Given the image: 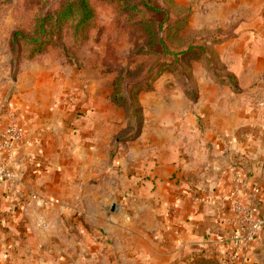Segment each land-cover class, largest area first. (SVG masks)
Wrapping results in <instances>:
<instances>
[{"label":"crops","instance_id":"obj_1","mask_svg":"<svg viewBox=\"0 0 264 264\" xmlns=\"http://www.w3.org/2000/svg\"><path fill=\"white\" fill-rule=\"evenodd\" d=\"M200 6L230 36L219 50L240 92L212 84L194 107L144 109L119 171L95 153L96 139H111L74 134L73 99L53 101L38 81L12 91L0 58V139L11 124L24 134L0 149L17 174L0 180V264H193L203 252L221 261L241 230L233 201L264 223V0ZM106 175L121 184L100 182ZM238 253L234 264H264V224Z\"/></svg>","mask_w":264,"mask_h":264},{"label":"rangeland","instance_id":"obj_2","mask_svg":"<svg viewBox=\"0 0 264 264\" xmlns=\"http://www.w3.org/2000/svg\"><path fill=\"white\" fill-rule=\"evenodd\" d=\"M62 1L0 0V58L10 59L12 91L19 81H38L53 101L60 98L66 105L73 99L71 109L80 111L73 115L71 129L87 135L88 143L90 133L111 139L110 144L104 139L93 144L111 169L122 168L117 160L141 137L144 109L194 107L200 90L212 84L240 92L219 50L230 36L209 28L200 0H133L129 6L92 0L96 18L85 42H76L72 31L65 30L61 45L31 60V50L13 42L14 33L32 35L35 18L55 12ZM34 68L38 76L32 75ZM121 181L109 175L100 179L110 188ZM116 209L114 202L110 210Z\"/></svg>","mask_w":264,"mask_h":264},{"label":"trees","instance_id":"obj_3","mask_svg":"<svg viewBox=\"0 0 264 264\" xmlns=\"http://www.w3.org/2000/svg\"><path fill=\"white\" fill-rule=\"evenodd\" d=\"M38 1L46 2L47 0ZM104 1L112 2L113 0ZM116 1L128 4L127 6L133 2V0ZM149 10L155 13L160 12L156 7H149ZM95 18L96 13L92 0H63L55 12H48L35 18V29L32 35L16 32L13 35V42H23L31 50L29 56L31 60H34L48 48L61 45L65 30L72 31L76 42H85L89 37ZM231 80L233 84L230 86L235 89L237 81L234 77H231ZM131 138L134 139V137ZM193 264L222 263L215 255L203 252Z\"/></svg>","mask_w":264,"mask_h":264},{"label":"built area","instance_id":"obj_4","mask_svg":"<svg viewBox=\"0 0 264 264\" xmlns=\"http://www.w3.org/2000/svg\"><path fill=\"white\" fill-rule=\"evenodd\" d=\"M23 139V131L15 124H11L5 132V136L0 139V149L4 148L11 150L14 142L22 141ZM35 145L37 146V142ZM16 179L17 174L14 171L13 165L6 162L0 164L1 181L13 182ZM240 179L237 180L240 181ZM232 208L238 213L236 221L240 225L241 230L231 237L230 251L228 256L221 260L222 264H234L239 258V246L242 244L251 246L260 235L264 224L254 217L253 211L250 208L241 205L238 200L232 202ZM242 230H245V232Z\"/></svg>","mask_w":264,"mask_h":264},{"label":"water","instance_id":"obj_5","mask_svg":"<svg viewBox=\"0 0 264 264\" xmlns=\"http://www.w3.org/2000/svg\"><path fill=\"white\" fill-rule=\"evenodd\" d=\"M114 208H115V207L113 206V208H112V209L114 210Z\"/></svg>","mask_w":264,"mask_h":264}]
</instances>
